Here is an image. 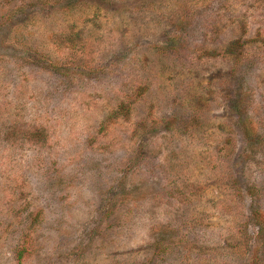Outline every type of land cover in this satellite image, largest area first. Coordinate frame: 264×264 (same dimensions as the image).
Returning <instances> with one entry per match:
<instances>
[{
    "label": "rangeland",
    "instance_id": "obj_1",
    "mask_svg": "<svg viewBox=\"0 0 264 264\" xmlns=\"http://www.w3.org/2000/svg\"><path fill=\"white\" fill-rule=\"evenodd\" d=\"M0 264H264V0H0Z\"/></svg>",
    "mask_w": 264,
    "mask_h": 264
},
{
    "label": "trees",
    "instance_id": "obj_2",
    "mask_svg": "<svg viewBox=\"0 0 264 264\" xmlns=\"http://www.w3.org/2000/svg\"><path fill=\"white\" fill-rule=\"evenodd\" d=\"M116 112H117V111H115V112H113L112 114H110L108 120H109L110 118H113V116H115ZM35 216L37 217V215H35ZM24 249H25V248H24V245H22V246L20 247V249L18 250V253H17V255H16V258L20 259V258L22 257V254H23Z\"/></svg>",
    "mask_w": 264,
    "mask_h": 264
}]
</instances>
